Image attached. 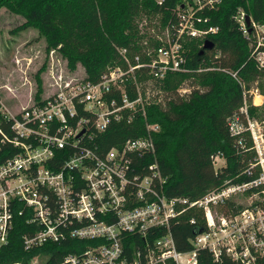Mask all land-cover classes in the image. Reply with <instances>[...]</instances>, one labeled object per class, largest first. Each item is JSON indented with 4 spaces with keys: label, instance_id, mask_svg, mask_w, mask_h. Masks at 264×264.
Wrapping results in <instances>:
<instances>
[{
    "label": "built area",
    "instance_id": "obj_1",
    "mask_svg": "<svg viewBox=\"0 0 264 264\" xmlns=\"http://www.w3.org/2000/svg\"><path fill=\"white\" fill-rule=\"evenodd\" d=\"M222 2L186 1L178 7L174 31L148 51L147 59L138 53L131 60L128 50L121 49L126 67H111L97 81L60 74L42 102L17 113L0 96V111L11 130L0 126V151L7 144L20 149L0 164V248L9 243L18 205L19 213L36 228L23 236L26 252L70 239L94 241L55 264H199L200 249L211 254L214 264H264V132L254 133L256 122L249 117L246 93L240 109L247 122L234 117L230 124L242 147L243 133L252 131L255 157L247 174L254 178L226 184L198 199L162 194L157 185L162 188L165 179L157 163L149 165L148 174L134 169L133 155L155 152L151 133L160 130L159 124L147 123V136L130 138L121 147L102 150L97 141L113 123L146 116L147 104L156 99L155 93H162L154 81L164 80L170 72L189 71L184 43L204 41L219 31L207 24L210 18L203 13ZM246 16L242 10L237 20L245 36L251 38L253 32L260 38L252 55L264 68V34L258 31L264 25L251 17L248 23ZM222 70L237 78V71ZM129 85L136 92L134 98ZM253 104L258 105L255 97ZM220 157L216 154L215 164ZM188 210L201 211L206 226L191 240L192 250L180 251L170 226ZM163 229L131 257L126 254L127 235L145 238ZM50 259L39 253L3 264H51Z\"/></svg>",
    "mask_w": 264,
    "mask_h": 264
},
{
    "label": "trees",
    "instance_id": "obj_2",
    "mask_svg": "<svg viewBox=\"0 0 264 264\" xmlns=\"http://www.w3.org/2000/svg\"><path fill=\"white\" fill-rule=\"evenodd\" d=\"M34 1H39L34 5ZM188 0H0V11L8 9L25 18L21 28L37 27L47 41L50 50H59L71 69L81 65L85 77L97 81L111 67H126L121 49L128 50L133 60L136 54L147 59V53L161 43L155 35L140 27V19L159 17L160 25L167 35L177 25L178 7ZM57 11L63 28L72 41V52L57 48L50 40L40 21L39 13ZM244 10L254 21L264 24V0H223L218 8L203 13L210 21L207 24L219 27L209 35L214 46L205 49L206 40H188L186 63L188 72H170L164 80L154 81L156 89L164 91L163 98L150 100L146 116L137 115L132 122L113 123L105 132L97 135L102 150L121 147L130 138L147 136V123L159 124L160 130L151 133L155 152L142 156L133 155V167L137 173H150L149 165L157 163L165 182L160 192L168 198L188 197L192 200L204 196L211 190H218L226 184L251 181L247 174L253 160L247 144L242 147L238 136L231 131V120L238 117L247 122L241 112L245 95L251 99L252 84L264 78L253 54L255 45L244 35L237 20L239 10ZM43 10V12H41ZM36 13V14H35ZM166 35V37H167ZM264 49V46L261 47ZM217 68V69H211ZM238 72L237 78L231 73ZM144 81L143 78H141ZM145 80H149L146 78ZM190 81L191 84L190 85ZM189 82V83H187ZM188 91L179 90L185 85ZM131 98L136 92L130 88ZM45 86L38 75L35 101H43ZM116 96L119 97L116 91ZM249 114L264 120V107L250 104ZM0 126L11 133L10 123L0 111ZM20 151L11 144L0 151V164ZM221 153L226 159L224 165L215 166L214 157ZM257 176V173H256ZM13 229L9 243L0 248V264L29 259L35 254H49L50 263L59 262L66 254L85 249L94 241L70 239L61 244L47 243L30 252L23 248V236L34 233L35 227L28 223L27 216L14 210ZM201 211L188 210L179 220L171 223L170 230L180 251L194 248L191 240L196 233L205 229V218ZM195 219L192 223L190 220ZM165 231L159 230L147 237L127 235L125 251L131 257L137 247L152 241ZM199 264H214L211 254L198 250ZM172 264V263H170Z\"/></svg>",
    "mask_w": 264,
    "mask_h": 264
},
{
    "label": "rangeland",
    "instance_id": "obj_3",
    "mask_svg": "<svg viewBox=\"0 0 264 264\" xmlns=\"http://www.w3.org/2000/svg\"><path fill=\"white\" fill-rule=\"evenodd\" d=\"M38 3L39 1H34V5H38ZM241 11L242 9L237 14H240ZM39 16L52 43L58 49L61 48L64 51L72 52V41L67 31L63 28L57 11L50 8L44 14L39 13ZM24 21L25 18L14 14L8 9L0 11V96L3 103L14 113L20 112L23 107L35 102L38 75L43 79L45 86L44 96L53 90L51 83L54 77L60 74L65 78L85 77V71L81 65L71 69L59 50H50L48 48L45 37L37 27L21 28L20 26ZM139 24L141 29H144L147 33L155 35L159 39L166 38L167 31L161 27L159 17L147 18L145 16V18L140 19ZM260 27L258 31L262 35L264 34V26ZM250 39L252 40V45H255L254 49L258 47L260 38L253 35L252 32ZM190 85H192L191 81ZM187 86L189 85L185 84L179 92L184 94L188 91L186 89ZM163 92L161 94L155 93L158 100L163 98ZM250 94H252V97L251 99L249 98L248 106L250 107V104H253L255 97L258 103L257 106L263 108L264 78H260L252 84ZM249 117L256 122L254 133L257 134L258 131L264 132V120H260L258 117H251L250 114ZM251 133V130L243 133L245 145L247 144L249 150L254 144ZM251 152V158H254L255 153L252 150ZM225 162L226 159L220 157L216 160L215 166L218 168L224 165Z\"/></svg>",
    "mask_w": 264,
    "mask_h": 264
},
{
    "label": "water",
    "instance_id": "obj_4",
    "mask_svg": "<svg viewBox=\"0 0 264 264\" xmlns=\"http://www.w3.org/2000/svg\"><path fill=\"white\" fill-rule=\"evenodd\" d=\"M247 22L249 23L250 22V16L249 15H247ZM214 46V43H213V41H211V40H206V42H205V45H204V49L202 50V53H204V51H205V49H210V48H212Z\"/></svg>",
    "mask_w": 264,
    "mask_h": 264
},
{
    "label": "bare ground",
    "instance_id": "obj_5",
    "mask_svg": "<svg viewBox=\"0 0 264 264\" xmlns=\"http://www.w3.org/2000/svg\"><path fill=\"white\" fill-rule=\"evenodd\" d=\"M258 101H260V100L258 99Z\"/></svg>",
    "mask_w": 264,
    "mask_h": 264
}]
</instances>
